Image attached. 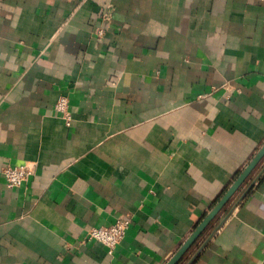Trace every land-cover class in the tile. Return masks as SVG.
<instances>
[{
  "label": "crops",
  "instance_id": "crops-1",
  "mask_svg": "<svg viewBox=\"0 0 264 264\" xmlns=\"http://www.w3.org/2000/svg\"><path fill=\"white\" fill-rule=\"evenodd\" d=\"M263 145L264 0H0V264H166ZM177 264H264V156Z\"/></svg>",
  "mask_w": 264,
  "mask_h": 264
},
{
  "label": "built area",
  "instance_id": "built-area-1",
  "mask_svg": "<svg viewBox=\"0 0 264 264\" xmlns=\"http://www.w3.org/2000/svg\"><path fill=\"white\" fill-rule=\"evenodd\" d=\"M96 34L101 36L103 31L97 29ZM55 106L57 111L62 113L65 121L69 123L70 117L67 111V98L60 97ZM32 172L33 166L30 164L6 166L2 170L6 186L11 189L20 187L32 175ZM129 225L130 221L128 219H118L115 223L107 227L90 228L85 240L100 243L107 247L109 252H112L116 245L123 239Z\"/></svg>",
  "mask_w": 264,
  "mask_h": 264
},
{
  "label": "water",
  "instance_id": "water-1",
  "mask_svg": "<svg viewBox=\"0 0 264 264\" xmlns=\"http://www.w3.org/2000/svg\"><path fill=\"white\" fill-rule=\"evenodd\" d=\"M263 156H264V145L256 153V155L250 161V163L243 169V171L240 173V175L236 178V180L232 183V185L228 188V190L224 193V195L220 198V200L215 204V206L208 213V215L201 221V223L195 228V230L192 232V234L186 239V241L180 246V248L177 250V252L171 257V259L166 264H177L181 260L183 255L187 252V250L198 239V237L200 236V234L202 233L204 228L208 225L210 220L222 209V207L224 205H226V203L229 201L231 196L243 184L245 179L252 172V170L256 167V165L263 158ZM199 251H200V249H199Z\"/></svg>",
  "mask_w": 264,
  "mask_h": 264
}]
</instances>
